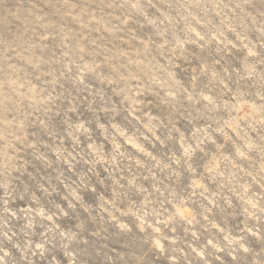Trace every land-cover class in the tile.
Instances as JSON below:
<instances>
[{
	"label": "rangeland",
	"instance_id": "rangeland-1",
	"mask_svg": "<svg viewBox=\"0 0 264 264\" xmlns=\"http://www.w3.org/2000/svg\"><path fill=\"white\" fill-rule=\"evenodd\" d=\"M0 264H264V0H0Z\"/></svg>",
	"mask_w": 264,
	"mask_h": 264
}]
</instances>
